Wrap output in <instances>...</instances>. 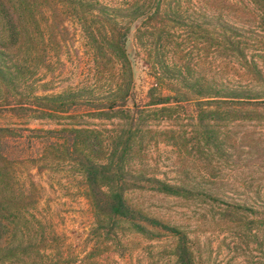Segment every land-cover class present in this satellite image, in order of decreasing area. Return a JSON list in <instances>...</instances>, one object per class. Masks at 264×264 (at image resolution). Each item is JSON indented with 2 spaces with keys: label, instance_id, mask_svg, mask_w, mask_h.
Returning a JSON list of instances; mask_svg holds the SVG:
<instances>
[{
  "label": "rangeland",
  "instance_id": "obj_1",
  "mask_svg": "<svg viewBox=\"0 0 264 264\" xmlns=\"http://www.w3.org/2000/svg\"><path fill=\"white\" fill-rule=\"evenodd\" d=\"M83 1L114 8L128 30L129 101L102 115L81 108L38 118L29 109L34 95L91 89L101 96L116 87L121 63L98 72L91 32L100 40L109 32L95 9L68 0H0V41L9 46H0V68L17 77L10 91L0 82V128L11 130L5 152L32 195L18 224L38 241L0 264H55L58 256L57 264H177L174 237L97 213L79 150L65 155L73 128L100 133L105 156L118 144L121 150L126 136L127 204L184 231L195 264H264V107L201 102L260 90L242 55L264 77L263 0ZM8 11L27 29L17 42L4 32ZM177 88L191 99L153 104ZM42 233L57 240L42 244Z\"/></svg>",
  "mask_w": 264,
  "mask_h": 264
},
{
  "label": "trees",
  "instance_id": "obj_2",
  "mask_svg": "<svg viewBox=\"0 0 264 264\" xmlns=\"http://www.w3.org/2000/svg\"><path fill=\"white\" fill-rule=\"evenodd\" d=\"M68 1L73 4H79L86 10H96L97 17L102 20L104 27L109 32L102 40L98 39L91 32V41L96 51V65L99 68L98 72L102 75L107 73L106 69L110 62L117 59L121 63L120 74L116 87L111 88L101 96L91 89L70 90L58 94L34 95L33 102L29 103V109L36 113L38 118H53L56 114L70 113L81 108L86 109L89 113L102 115L109 111L113 112L119 105H125L129 101L128 92L132 84V72L126 48L127 28L118 22V14L114 8L108 6H96L94 8V6L83 0ZM262 3L264 4V0ZM4 32L17 42L20 35L27 33V29L17 17H14L13 13L8 11ZM222 37L225 45L230 49L240 51L239 45L232 41L230 37L224 34H222ZM0 46L4 49H9L5 40L0 41ZM242 58L245 60L247 70L259 82L260 90L253 94L246 93L245 91L228 92L227 95H232L231 97L234 99H230V96L218 95L216 98L201 100V102L218 105H253L264 107V77L261 70L255 60L248 61L245 55H242ZM16 79L15 74L10 71L5 72V70L0 68V82L6 90L10 91L13 89ZM176 91V95L158 98L153 104L180 102L191 99L188 91H183L179 88ZM203 97L201 96L200 98ZM10 131L8 128H0V259L2 261H7L9 256L27 253L33 246L36 248L37 246L33 244L38 242L37 239L33 240L29 236L30 239H27L26 233L18 224L22 207L29 209L32 205V195L30 193L25 195V190L17 174L18 171L15 168V162L12 160L11 154L5 152V140L8 133H11ZM71 132L74 133L73 138L71 142L65 145V155L69 157L73 155L70 152L72 146L76 150H79L77 151L79 155L76 161L79 169L83 172L92 205L98 211L97 213L108 221L114 223L118 221L128 222L132 226L142 229V231H144V228L137 223L138 221H143L161 231L164 235L174 237L177 241L175 247L177 264H195L194 256L189 247L188 236L184 231L155 218L143 216L127 204L124 198L126 185L124 181L127 179L126 175L128 171L123 164V160L128 153L127 142L123 140L126 136L120 137L119 143L123 144H121V150L118 149V144L114 147L112 155L105 156L102 151L103 141L101 134L96 130L91 128H73ZM46 142L50 148H55L56 142L54 140L49 139ZM174 189L175 191L182 190V188L178 187ZM28 214L34 217L33 213L28 212ZM137 232L140 233L138 230ZM55 240H57V237L54 234L51 236V234L44 233L43 235L42 233V240L40 242L47 244ZM61 259L62 256H58L53 263L57 264L61 262ZM49 260L51 261V259Z\"/></svg>",
  "mask_w": 264,
  "mask_h": 264
}]
</instances>
